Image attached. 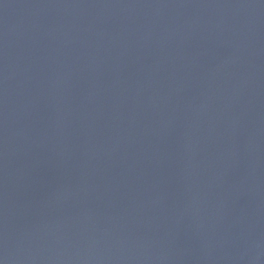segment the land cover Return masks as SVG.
<instances>
[{
    "label": "water",
    "instance_id": "95a60500",
    "mask_svg": "<svg viewBox=\"0 0 264 264\" xmlns=\"http://www.w3.org/2000/svg\"><path fill=\"white\" fill-rule=\"evenodd\" d=\"M0 264H264V0H0Z\"/></svg>",
    "mask_w": 264,
    "mask_h": 264
}]
</instances>
